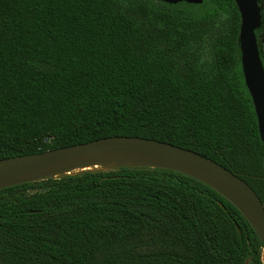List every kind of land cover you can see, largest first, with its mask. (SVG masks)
I'll list each match as a JSON object with an SVG mask.
<instances>
[{
  "label": "trees",
  "instance_id": "16d2710c",
  "mask_svg": "<svg viewBox=\"0 0 264 264\" xmlns=\"http://www.w3.org/2000/svg\"><path fill=\"white\" fill-rule=\"evenodd\" d=\"M241 22L235 0H0V159L152 138L218 162L264 203ZM0 264H264V238L195 178L119 166L1 189Z\"/></svg>",
  "mask_w": 264,
  "mask_h": 264
},
{
  "label": "water",
  "instance_id": "95a60500",
  "mask_svg": "<svg viewBox=\"0 0 264 264\" xmlns=\"http://www.w3.org/2000/svg\"><path fill=\"white\" fill-rule=\"evenodd\" d=\"M201 4L203 0H158ZM241 14L240 47L245 82L252 96L264 141V66L256 30L262 24L257 0H235ZM136 159L140 165L170 169L203 182L235 205L264 238V203L243 178L193 150L152 138L110 136L61 148L0 159V190L19 184L82 173L88 164L98 168L99 158ZM104 170V169H103ZM93 171V170H89Z\"/></svg>",
  "mask_w": 264,
  "mask_h": 264
},
{
  "label": "bare ground",
  "instance_id": "6f19581e",
  "mask_svg": "<svg viewBox=\"0 0 264 264\" xmlns=\"http://www.w3.org/2000/svg\"><path fill=\"white\" fill-rule=\"evenodd\" d=\"M96 163L98 164V168L100 169H110V168H115V167H119V166H135V165H140V162H138L136 159H133L131 161H127L123 158H118L115 160H110L109 157H103V158H99ZM91 168H95V166L90 163L88 164L84 170L85 171H89L91 170ZM94 170V169H92Z\"/></svg>",
  "mask_w": 264,
  "mask_h": 264
},
{
  "label": "rangeland",
  "instance_id": "374dc122",
  "mask_svg": "<svg viewBox=\"0 0 264 264\" xmlns=\"http://www.w3.org/2000/svg\"><path fill=\"white\" fill-rule=\"evenodd\" d=\"M92 169H95V168H91V170H92ZM82 171H85V170H84V169H82Z\"/></svg>",
  "mask_w": 264,
  "mask_h": 264
}]
</instances>
